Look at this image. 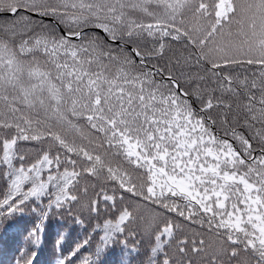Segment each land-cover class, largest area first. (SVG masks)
I'll return each instance as SVG.
<instances>
[{
	"label": "snow or ice",
	"instance_id": "obj_1",
	"mask_svg": "<svg viewBox=\"0 0 264 264\" xmlns=\"http://www.w3.org/2000/svg\"><path fill=\"white\" fill-rule=\"evenodd\" d=\"M26 212L30 246L71 220L55 264H264V0H0V224Z\"/></svg>",
	"mask_w": 264,
	"mask_h": 264
},
{
	"label": "trees",
	"instance_id": "obj_2",
	"mask_svg": "<svg viewBox=\"0 0 264 264\" xmlns=\"http://www.w3.org/2000/svg\"><path fill=\"white\" fill-rule=\"evenodd\" d=\"M35 218L32 217L30 212H26L22 219L12 223L0 224V264H13V261L19 257L23 251H35L36 264H55V259L59 257L60 249L55 248V256L53 254V245L58 239V234L62 233L68 235L69 229L72 227L71 220L66 215L53 214L49 219L44 222V230L38 234V244L29 245L28 243V230L33 227ZM87 223V220H86ZM77 233L81 238L85 233L77 227L72 232V237L75 238ZM129 248L132 247L130 242ZM127 250L121 255L119 248L117 254L109 258V264H120L121 259L129 258ZM132 256L135 254L132 253ZM132 264H139L138 259H133Z\"/></svg>",
	"mask_w": 264,
	"mask_h": 264
}]
</instances>
